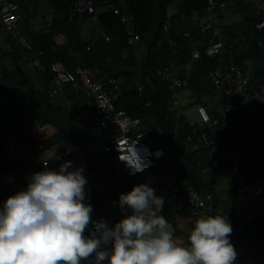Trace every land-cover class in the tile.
I'll return each instance as SVG.
<instances>
[{
	"label": "trees",
	"instance_id": "1",
	"mask_svg": "<svg viewBox=\"0 0 264 264\" xmlns=\"http://www.w3.org/2000/svg\"><path fill=\"white\" fill-rule=\"evenodd\" d=\"M12 1L16 3L18 12V6L26 2V0ZM46 1L51 9L49 21L42 23L37 29L27 24L24 20L25 16L20 17L18 21L19 33L25 34L32 51L37 54L45 66L43 71L35 69V75L40 77V85H35L30 75L23 69L27 50L22 48L16 39L8 36V47L0 44V88L3 91L24 90L28 92L25 94L31 95V103L42 105L43 111L40 114H43V117L39 113L37 116L50 122L56 128L58 136L65 137L78 145L84 150L86 156L87 152L90 153L86 157L89 159L86 166L87 171L83 174L91 169H100L102 173L108 172L112 176L113 183L106 185L102 192L106 198H111L112 194L113 197H117L120 191L127 193L134 185L145 183V175L142 173L119 175L110 170L111 162L103 157L102 148L117 132L114 128L99 125L98 116L92 106L87 104L85 97L86 110L90 113L94 112L92 114L96 118L95 126L97 127L90 139H86L81 122L72 119L75 106L73 99L79 100V95L84 92H75L70 83L63 84L62 96L67 101L53 103L52 98L54 97L51 98L48 94L52 85L49 64L59 60L70 70H74L77 66H86L97 68L102 74L111 75L117 80L119 78L121 80L119 81L120 95L115 101V107L125 110L129 116L138 120L136 130H149L153 147H162L168 158L163 161L164 164L160 162L152 169L165 170L168 174L177 173L179 175L177 179L180 184H176V189L182 200L183 209H188L183 200L184 185H190L198 191L212 194V198L204 207L197 208L196 213L192 208L186 214L182 213L184 218L191 221L189 230L186 231V227H178L172 222L174 231L182 233L188 242L190 230L196 219L203 215H224L233 229L230 240L246 245L252 256L264 257V206L255 195L252 196L254 198L252 203L247 205L245 201L238 198L236 188L232 189V198L222 196V193L226 191L223 187L217 190L214 182L215 172L228 169L229 162L221 161L217 165H211L208 148H200V150L190 148L187 135L191 132L193 128L191 122L196 120V117L191 121L183 113L178 112L177 105L172 103V99L174 96L180 98V93L176 91L175 95L172 94L167 87L168 79L156 72L158 68L164 66L166 61L173 62V66L176 67L175 74L184 79L194 92L196 91V104H203L212 118H224L222 108L228 98L221 91L219 99H215L214 94L220 93V89L204 79L205 71L219 63L217 56L210 57L204 51L206 41L211 37L207 34L202 40L200 35L194 31L192 40L183 35L185 28L194 27L195 23L191 16L193 9H198L201 16L206 14L205 0H95L93 12L72 17L69 16V9L74 0ZM233 3H235L232 4L234 10L237 8L236 4L239 6L240 19L238 21L222 25L223 10L215 13L220 19V27L228 31L230 35L235 36L234 31L237 29L246 33V41H235L231 53L236 62L243 64L244 61L249 60V65L253 64L250 85L253 88L260 82H264V45H258L259 40L264 42V28L254 27L255 19L251 18L252 16L247 12L246 2L234 0ZM108 4L118 6L120 13L121 8L124 7V10L132 16V20L123 22L120 15L115 13L113 8L108 7ZM170 6L174 11L170 14L169 33L170 37L177 42L175 49L166 41L158 43L163 36L162 21L168 15ZM19 13L22 14V12ZM102 33L112 34L113 38L106 41ZM131 33L138 35L139 44L143 45L144 50L141 51L142 48L139 46L126 42V37ZM55 34L63 35L64 43H57ZM0 42H2L1 39ZM195 49L200 52V56L196 59L192 57V51ZM187 63L188 68H186ZM120 65L124 67L129 65L131 68L119 70ZM139 85L142 87L141 90H138ZM207 93H210V97L204 96ZM158 129L160 133L157 132ZM241 130L244 135L242 143L248 146V139L255 137L256 133L244 126ZM211 135L215 138L213 131ZM31 146L35 147V143ZM251 149L258 157L257 172L264 177V156L261 155L263 152L254 150L252 147ZM38 150L40 149H34L32 153ZM0 157H2L0 164L4 160L7 165L11 164L5 159L4 146ZM152 169L146 173L149 174ZM253 173L245 166L239 173L241 185L243 182L255 179L256 176L254 177ZM238 183L236 182V186ZM86 197L95 198L96 205L100 201L99 196L95 197L94 193H88ZM163 208L170 210L172 214L181 215L169 203H164ZM173 221L176 224V221Z\"/></svg>",
	"mask_w": 264,
	"mask_h": 264
},
{
	"label": "built area",
	"instance_id": "2",
	"mask_svg": "<svg viewBox=\"0 0 264 264\" xmlns=\"http://www.w3.org/2000/svg\"><path fill=\"white\" fill-rule=\"evenodd\" d=\"M94 1L74 0L70 5L69 16L93 12L95 9ZM241 1L246 2L245 8L247 12L252 16L251 18L255 19L253 23L254 27L256 29L264 28V0ZM233 2L234 0H205L206 14L201 16L198 9H193L191 16L195 23L194 27L183 30V35L190 40L193 39V31L200 35L202 40L205 39L207 34L210 35L211 38L206 41L204 51L210 57L217 56L219 63L205 71L204 79L208 83L216 85L228 98L222 108L224 115V118H221L222 120L218 117L212 118L203 104L194 105L193 109L196 120L191 122L193 128L187 135V142L191 149L200 150V148H208V156L212 165H217L221 161H231L234 163L235 159L239 155H242L252 167L254 166L253 170L256 171L255 166L258 167V157L251 148L243 145L244 135L241 128L244 126L257 134L259 131L257 117L263 121L264 125V82H260L256 87L251 88L252 72L249 63L247 61H244L243 64L236 62L231 53L235 41H246V33L237 29L234 31L235 36H232L228 31H224L220 27V19L215 12L228 8L229 5L234 4ZM109 6L113 8L115 13L120 15V19L123 22L132 20V16L124 10V7L121 8L120 13L118 6L108 4ZM183 16L186 15L183 14ZM20 17L21 15L14 1L0 0V25L2 32L10 38L16 39L18 44L27 50L32 66L43 71L45 66L41 62V59L32 51L25 34L19 33L18 21ZM170 27L171 17L168 13L162 23L163 36L161 41H166L175 49L177 42L170 37ZM102 35L106 41H110L113 38L112 34L102 33ZM137 40V36L133 34L126 37L128 44H134ZM2 45L4 47L8 46L6 43H2ZM258 45L262 46L264 42L259 40ZM199 56L200 52L198 50L192 51L194 59ZM49 68L52 73L51 81L53 83V87L48 91L51 97H55L58 94L63 84L70 83L77 92H84L87 104L92 106L95 114L98 116L99 125L114 128L117 132L109 143L105 144L102 148L103 157L111 162L109 164L111 171L119 175H131L130 169L126 166L125 162L119 159L120 152L117 150V147L119 145L123 149L125 146H131L136 143L137 153L149 165L143 172H139L145 175L144 182H150V187L154 190L158 189L159 183L167 187L169 191L167 198H165V203H169L175 211L184 215L192 208L195 212L197 208L204 207L212 198L210 192H201L190 185H184L183 200L188 209H183L182 200L179 198L176 189L177 186L169 180L167 171L162 170L161 176H156L155 179H153L152 175H146V172L150 171L152 167L160 162L164 164L163 161L168 156L161 147L152 146L148 129L136 130L138 120L129 116L125 110L115 107V101L120 95L119 80L117 78L102 74L99 69L92 67L77 66L74 70H70L59 60L51 62ZM175 68L173 62L166 61L163 67L156 70L158 75L168 79L167 87L174 95L176 91L181 90L188 84L184 79L175 74ZM141 89L142 87L138 86V90ZM178 101H180L179 98L174 96L172 103L178 104ZM30 126L34 134L44 130L49 126V123L35 117L32 119ZM212 131L215 134V138L211 135ZM157 132L160 133V130L158 129ZM43 147V142L38 141L35 143V147L27 146V152L32 154L34 149H41ZM160 150H162V155L158 156L157 153ZM260 150L263 152L261 155L264 156V133L263 142L260 144L258 151ZM4 155L6 161L9 163H14L20 159L18 149L13 143L4 145ZM55 155L59 156L60 159H55V157L49 159L50 155L41 160L35 169L24 175L25 180L28 181L33 173L44 169L46 164L50 169H58L64 161H71L72 167L75 168L79 163L86 161L84 150L74 143L59 148L55 152ZM83 175L88 181L85 186V193H94L96 196H99L100 202L107 201L106 196L102 192L106 185L113 183L112 176L108 172L102 173L100 169H91ZM173 176L178 177L179 175L173 173ZM259 180L258 177L256 182L244 187L249 189L253 194L258 195V200L264 206V197L262 196L264 193L261 187L257 185ZM121 193L123 192L120 191L117 195L119 196ZM85 203L91 204L93 208L95 198L86 197ZM91 231L92 226H89L86 234L89 235ZM230 242L237 252V257L249 258L251 256L250 250L246 245L232 240Z\"/></svg>",
	"mask_w": 264,
	"mask_h": 264
},
{
	"label": "clouds",
	"instance_id": "3",
	"mask_svg": "<svg viewBox=\"0 0 264 264\" xmlns=\"http://www.w3.org/2000/svg\"><path fill=\"white\" fill-rule=\"evenodd\" d=\"M135 145L117 147L131 175L149 166ZM53 157L60 159L55 152L49 159ZM87 183L83 168H73L71 161L58 169L46 164L33 173L26 189L10 195L0 207V264H235L239 258L229 239L232 226L224 215L196 219L184 246L169 231L161 214L165 201L150 182L119 195L125 214L113 226L92 219L93 208L85 203ZM89 225L92 231L85 235Z\"/></svg>",
	"mask_w": 264,
	"mask_h": 264
},
{
	"label": "crops",
	"instance_id": "4",
	"mask_svg": "<svg viewBox=\"0 0 264 264\" xmlns=\"http://www.w3.org/2000/svg\"><path fill=\"white\" fill-rule=\"evenodd\" d=\"M235 4V3H234ZM237 8L235 10L233 9L234 14H228L231 13L230 8H225L222 11V25H226L231 22L238 21L240 19V10L239 6L235 5ZM20 7V8H19ZM19 12H22L21 17L25 16L26 19H24L29 26L32 28L37 29L42 23H45L46 21L50 20L51 17V9L48 6V2L46 0H26L24 3L22 2V5L18 6ZM169 10V8H168ZM172 10V7H171ZM242 13V12H241ZM21 24H23L21 22ZM224 31H226L223 28ZM22 34V33H21ZM133 35L137 36V42L133 45L139 46L142 50L143 45L139 44V38L138 35L135 33H131ZM7 35L2 32V29L0 27V39L2 43H6L8 45ZM55 40L57 43L61 44L64 43L65 38L61 34H55L54 35ZM8 47V46H6ZM27 55L25 54V59L23 61V69L27 72L28 75H30V78L32 79L33 83L35 85H40V77L38 75H35V68L31 66V63L29 61H26ZM249 62V60H247ZM250 64V62H249ZM189 67V64L186 65V68ZM253 64H251L250 68L252 71ZM131 66H123L120 65L118 67L119 70H127L130 69ZM121 82V80H119ZM52 82V81H51ZM1 85V84H0ZM140 86V85H139ZM53 87V83L50 88ZM26 91L24 90H18V91H12V90H6L3 91L2 88H0V155L2 156V147L7 143H13L16 145L18 152L20 154V159L14 163H11L10 165L5 163V160L0 164V207H2L4 201L10 196L14 195L17 191L26 189L28 181L25 180L24 175L35 169L39 162L50 155H52L54 152H56L59 148L65 147L67 144H72L69 139L65 137L58 136L56 133V128L49 123V126H47L44 130L32 133L31 131V121L33 118L37 117L42 119L43 114L41 115L40 112L43 111L42 105L39 107H35L36 109L32 110L31 108V102L30 97L25 94ZM75 92H77L75 90ZM79 93V92H78ZM80 99H73V102L75 103V106L73 107V113H72V119L77 120L81 122V125L84 128L83 133L86 135V139H90V136L94 134V129L97 128L96 125V118L94 116V112L90 113L86 110V105L84 104L85 95L81 93ZM221 95V91H220ZM58 96V98L56 97ZM54 98H52V102H61L65 100L66 98L62 96V87L61 90L58 92ZM81 97H83L81 99ZM219 99V97H218ZM18 103H22L23 105H16ZM30 102V103H29ZM181 104L183 102V99L180 100ZM36 104V103H34ZM23 106L24 110L22 114L20 115L18 113L19 108ZM85 106V107H84ZM194 108V106L192 107ZM28 111V113H26ZM37 111V112H36ZM80 114H79V113ZM26 113V114H25ZM39 113L41 117H38L37 114ZM16 117L19 119L21 117L20 121H16ZM194 119V118H193ZM43 120V119H42ZM257 123H258V130L260 128L264 129L263 121L257 117ZM263 133L264 130H259L255 137H251L250 140L248 139V147L253 148L254 150L259 149L260 144L263 142ZM42 141L44 144V147L38 151H35L34 153H28L27 152V146H31L32 144ZM89 152H87V156H89ZM86 156V157H87ZM2 157H0V160ZM89 159L86 158V161L79 163L76 165V167H82L83 172L87 171L86 166L88 164ZM258 165V164H257ZM248 167L250 172H254L253 176L256 178L244 183L243 187L245 185H248L250 183H254L257 181V178L259 177L258 184L264 193V177H261L259 173L257 172L258 167L255 166L256 171L253 170L252 165L246 161V158L242 155H239L234 163H229L228 169L225 171L218 170L215 172L216 175H214L215 179L214 182L216 183L217 190L221 189L222 187L226 190L222 193V196L225 198H232V189L236 188V192L238 194V198L248 205L252 203V200L254 199L253 193L250 192L247 188H241L242 183L241 177L239 173H241V170L244 169V167ZM259 166V165H258ZM75 167V168H76ZM262 169H260L261 171ZM161 171H155V168L152 169L149 174L146 173V175H152L153 179H155L156 176H161ZM168 174V173H167ZM169 180L173 182V184L176 186L180 184L177 177L173 176V173L168 174ZM236 182H239L236 186ZM184 185V184H183ZM169 189L162 184H158V189L155 190V194L157 196L163 197V199L167 198ZM95 197H97L95 195ZM113 194L111 195V198H107V201L105 202H97V205L95 203V206L93 207L92 212V219L95 221H99L101 219L107 221L109 226H113L116 222H118L122 216L125 214L124 210H122L119 207L118 201L119 198L113 197ZM164 207V206H163ZM162 215L165 216L166 220L169 224V231H171L174 235V238L176 239L177 243L182 244L184 246H188V242L185 240V236L182 233H178L177 231H174V227L172 225V222L174 225H177L178 227H186V231L189 230V227L191 226V221L188 218H184L182 214H172V212L168 209L163 208ZM170 220H169V219ZM176 221L175 222L173 221ZM91 226V225H89ZM176 226V227H177ZM85 235L86 232H85ZM256 254H259L258 251H255ZM256 257V258H254ZM82 264H90V261H82ZM106 264V262H105ZM235 264H264V257L262 256H252L250 259L245 258H236Z\"/></svg>",
	"mask_w": 264,
	"mask_h": 264
},
{
	"label": "rangeland",
	"instance_id": "5",
	"mask_svg": "<svg viewBox=\"0 0 264 264\" xmlns=\"http://www.w3.org/2000/svg\"><path fill=\"white\" fill-rule=\"evenodd\" d=\"M171 7L172 6L169 7V11H171ZM228 8L231 9V13H228L229 15L235 13V12H233L234 6L229 5ZM172 9H173V7H172ZM173 11H174V9H173ZM26 61L28 62L27 58H26ZM175 70H176V68H175ZM178 93H180L179 100L183 99L182 104L180 101H178V104H176L177 108H178V112L183 113L187 117L188 120L192 121L193 118L195 117V112H194V109L192 107L196 104V102H195L196 101L195 100L196 99V91L194 92L192 87L187 84L181 90H179ZM28 96L30 97V101H31L32 100L31 95H28ZM204 96L210 97V93L204 94ZM218 97H220V93L214 94L215 99H217ZM16 105H23V104L21 102L20 103L17 102ZM39 106L40 105H38V104L31 103L32 110L36 109L35 107H37L39 109ZM23 110H24V108H23V106H21L18 110V113L21 115ZM26 113H28V111ZM20 120H21V117L19 119L16 117V121H20Z\"/></svg>",
	"mask_w": 264,
	"mask_h": 264
}]
</instances>
